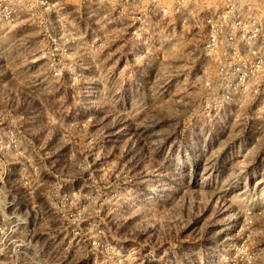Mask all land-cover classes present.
I'll use <instances>...</instances> for the list:
<instances>
[{
  "label": "rangeland",
  "instance_id": "1",
  "mask_svg": "<svg viewBox=\"0 0 264 264\" xmlns=\"http://www.w3.org/2000/svg\"><path fill=\"white\" fill-rule=\"evenodd\" d=\"M0 264H264V0H0Z\"/></svg>",
  "mask_w": 264,
  "mask_h": 264
},
{
  "label": "built area",
  "instance_id": "2",
  "mask_svg": "<svg viewBox=\"0 0 264 264\" xmlns=\"http://www.w3.org/2000/svg\"><path fill=\"white\" fill-rule=\"evenodd\" d=\"M44 2V1H43Z\"/></svg>",
  "mask_w": 264,
  "mask_h": 264
}]
</instances>
